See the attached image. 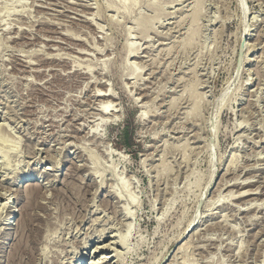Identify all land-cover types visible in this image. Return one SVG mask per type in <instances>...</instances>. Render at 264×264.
<instances>
[{
    "label": "rangeland",
    "instance_id": "obj_1",
    "mask_svg": "<svg viewBox=\"0 0 264 264\" xmlns=\"http://www.w3.org/2000/svg\"><path fill=\"white\" fill-rule=\"evenodd\" d=\"M0 156V264H264V0H0Z\"/></svg>",
    "mask_w": 264,
    "mask_h": 264
},
{
    "label": "bare ground",
    "instance_id": "obj_2",
    "mask_svg": "<svg viewBox=\"0 0 264 264\" xmlns=\"http://www.w3.org/2000/svg\"><path fill=\"white\" fill-rule=\"evenodd\" d=\"M110 1H111V0H110ZM120 4H121V3H120ZM119 12H120V11H119ZM119 12H118V13H119ZM146 32H147V31H145V30L142 29V30H141L142 36H145V35H146ZM254 48H255V47H254ZM130 52H131V51H130ZM79 53H80V54H85V53H83V51H80ZM129 54H130V53H129ZM132 71H133V70H131V72H132ZM129 73H130V72H129ZM108 92H109V91H108ZM108 92H107V94H106V93H105V94H101V95H100L99 93H97V94H99V96H101V97H108V98H109V96H110L111 94H109ZM101 97H100V98H101ZM110 97H111V96H110ZM105 99H106V98H105ZM105 102H106V101H105ZM107 103H108V102H107ZM107 103H106V105L109 106V104H107ZM104 104H105V103H104ZM103 106H104V109L101 108V110L103 109V110H102L103 112H104V111H107L108 107L105 106V105H103ZM0 157H1V156H0ZM29 181H30V180L27 178V179H25L24 182L27 183V182H29ZM39 188H40V187H39ZM32 189H33V188H32ZM246 193H247V192H246ZM31 194H32V192H31ZM244 194H245V193H244ZM252 194H253V193H250V192H249V193H247L246 195H252ZM33 195H34V193H33ZM33 195H32V196L30 197V199H29L31 202H32L33 200H35V199H33V197H34ZM36 195H37V194H36ZM246 195H245V196H246ZM241 196H242V195H241ZM34 198H35V197H34ZM254 200H255V199H254ZM244 204H245V203H244ZM6 208H7V207H4V210H5ZM24 209H25V210H24L25 212H24L23 228L19 231V235L21 236L20 241H19L20 243H22L21 240H22L23 238H26V234L30 231V228H29V227H30V222H31V221H30V218H31V212H30V211H31V207H30V205H27ZM8 210H9V207H8ZM6 212H7V211H6ZM9 219H13V220H15L16 217L13 218V213H11L10 216H8V219H6V220H7L6 225H8L7 223L9 222ZM31 219H32V218H31ZM113 238H114V237H113ZM122 239H123V238H122ZM32 241H34V240H30V241H29V240L27 239V243H25V245H24V247H23V249H22V252H23L24 250L27 251V252L30 250V249H29V248H30V244H29V243H30V242L32 243ZM116 241H117V240H116ZM111 243H112V244H115L116 246H117V245H118V246L120 245V247H123L124 240H123V241L121 240V242H115V241H114V242H111ZM20 249H21V248H20ZM28 249H29V250H28ZM103 249H106V248H105V247H102V246L99 248V247L97 246V247L95 248V251L93 252V254H94V255H99V254H101V250H103ZM17 251H18V250H17ZM32 251H33V250H32ZM19 252H20V251H19ZM29 252H30V251H29ZM16 253H17V252H15V254H16ZM83 256H85V255L82 253V259H81V260H84V259H83ZM120 256H121V255H116V256H114V257L118 258V261H119ZM114 257H112V258H114ZM107 258H108L107 256H104V257L102 256L101 258H99V260H100L99 263H97V262H96V263L93 262L92 264H109L111 259L107 261ZM100 262H102V263H100ZM77 263H78V262H77ZM117 263H119V262H117Z\"/></svg>",
    "mask_w": 264,
    "mask_h": 264
}]
</instances>
